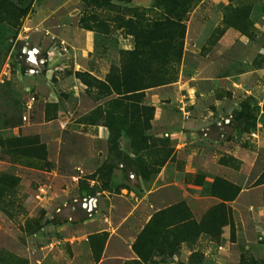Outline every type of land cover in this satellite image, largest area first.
<instances>
[{
  "label": "rangeland",
  "instance_id": "374dc122",
  "mask_svg": "<svg viewBox=\"0 0 264 264\" xmlns=\"http://www.w3.org/2000/svg\"><path fill=\"white\" fill-rule=\"evenodd\" d=\"M93 5L0 0V264H264V0L188 12L177 77L144 91L153 110L133 135L114 126V95L74 76L104 79L132 47L111 22L78 26L115 14ZM177 203L162 222L184 223L142 230Z\"/></svg>",
  "mask_w": 264,
  "mask_h": 264
},
{
  "label": "trees",
  "instance_id": "16d2710c",
  "mask_svg": "<svg viewBox=\"0 0 264 264\" xmlns=\"http://www.w3.org/2000/svg\"><path fill=\"white\" fill-rule=\"evenodd\" d=\"M83 1L86 5L94 4L93 6L107 11L114 9L115 14L108 17L90 11L87 19L82 17L78 19L79 27L107 33L111 22L114 28L121 29L124 35L132 37V47L119 50L118 64L109 67L104 79H97L85 71H76L74 76L85 85L86 92L95 100L114 95L109 99L112 108L121 112L122 107L124 113L114 120L116 130L118 127L116 125H125L130 121L129 133L132 134V131L136 130L135 134H140L138 131L140 124L147 125L153 110V106L141 103L144 91L175 81L183 52L187 14L200 0H153L146 7H120L108 0ZM27 10V6L23 9H14L18 15L25 14ZM93 89L97 91L96 95L93 94ZM103 113L107 127L111 128L113 125L110 118L113 117V110L107 109ZM179 205L184 206L183 203H177L154 211L142 230L152 223L157 224L161 229L184 223L187 217H182L183 215L166 224L162 222L166 212ZM177 212H175L176 216H178ZM131 248L139 258H142L138 247L133 244ZM129 263L141 264L136 259L123 262V264Z\"/></svg>",
  "mask_w": 264,
  "mask_h": 264
},
{
  "label": "built area",
  "instance_id": "2783aa9c",
  "mask_svg": "<svg viewBox=\"0 0 264 264\" xmlns=\"http://www.w3.org/2000/svg\"><path fill=\"white\" fill-rule=\"evenodd\" d=\"M90 201H91V199H89V201H88V204L90 205Z\"/></svg>",
  "mask_w": 264,
  "mask_h": 264
},
{
  "label": "water",
  "instance_id": "95a60500",
  "mask_svg": "<svg viewBox=\"0 0 264 264\" xmlns=\"http://www.w3.org/2000/svg\"><path fill=\"white\" fill-rule=\"evenodd\" d=\"M22 51H25V47L22 48Z\"/></svg>",
  "mask_w": 264,
  "mask_h": 264
}]
</instances>
